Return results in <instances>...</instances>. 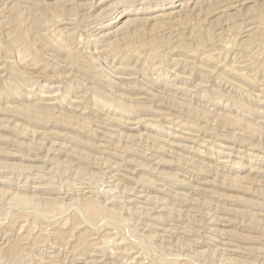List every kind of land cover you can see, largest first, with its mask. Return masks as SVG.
Wrapping results in <instances>:
<instances>
[{"label": "rangeland", "instance_id": "rangeland-1", "mask_svg": "<svg viewBox=\"0 0 264 264\" xmlns=\"http://www.w3.org/2000/svg\"><path fill=\"white\" fill-rule=\"evenodd\" d=\"M0 264H264V0H0Z\"/></svg>", "mask_w": 264, "mask_h": 264}]
</instances>
